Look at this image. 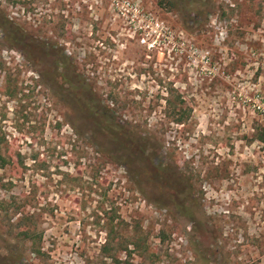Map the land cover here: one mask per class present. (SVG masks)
<instances>
[{
    "label": "rangeland",
    "instance_id": "1",
    "mask_svg": "<svg viewBox=\"0 0 264 264\" xmlns=\"http://www.w3.org/2000/svg\"><path fill=\"white\" fill-rule=\"evenodd\" d=\"M65 60L131 151L85 139ZM262 137L264 0H0V264H264Z\"/></svg>",
    "mask_w": 264,
    "mask_h": 264
},
{
    "label": "trees",
    "instance_id": "2",
    "mask_svg": "<svg viewBox=\"0 0 264 264\" xmlns=\"http://www.w3.org/2000/svg\"><path fill=\"white\" fill-rule=\"evenodd\" d=\"M193 11L194 14L197 13V10L194 9ZM16 35H19L18 38L16 37ZM9 36L13 40L20 41V43L23 45V53L31 61L41 62L42 59H45V61L47 59L50 67H52V65H57L58 59L54 56L55 50L52 49L53 47L48 48L46 44L22 32L10 30ZM61 67L64 70L59 74L63 80L62 84H67V86L65 87L64 85H62L63 90L61 91H65L66 97L69 98L70 105L73 106V108L76 107L79 113H84L87 118H90L91 122L94 125L92 135H87L85 137L88 143L91 146H97L98 151H104L105 153L103 154L106 157H111V153L109 151L106 152L107 150L104 148L102 150L99 149L100 145L94 141L96 136L106 135L108 137L107 141H109L108 144H115L122 151H131V144L134 139H132V137L130 136V132L125 130L123 131L122 127L116 123L117 121L114 118L113 114L108 108H105L100 104L93 89L90 86L84 84L83 80L77 83L74 81V75L71 72V74L68 73L70 71V64L67 60H65V64H63ZM181 121V119H177L175 120V123L180 124L182 123ZM261 140L264 141V138L262 137ZM101 147L103 146L101 145ZM141 147L142 146L138 145L134 153H126L127 160H125L127 162L125 165L127 167L129 175L136 179L138 178L137 182L139 183V185L141 183H145L146 185L148 184V186L151 185L152 188L156 189L158 192L162 191V193L171 196V187L167 186V188H163V185L166 184L159 176V174L155 172L156 170L158 171V168H154L158 166L155 165L153 167V164L151 163V160L154 158V156H147L146 153L141 149ZM3 161L5 163V160ZM186 210L187 209H185V211ZM199 225H201L200 222Z\"/></svg>",
    "mask_w": 264,
    "mask_h": 264
}]
</instances>
